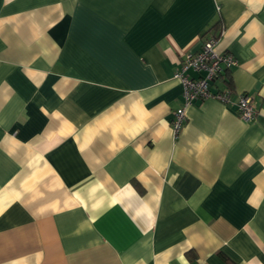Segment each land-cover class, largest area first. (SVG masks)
I'll use <instances>...</instances> for the list:
<instances>
[{
	"label": "crops",
	"instance_id": "crops-1",
	"mask_svg": "<svg viewBox=\"0 0 264 264\" xmlns=\"http://www.w3.org/2000/svg\"><path fill=\"white\" fill-rule=\"evenodd\" d=\"M0 264H264V0H0Z\"/></svg>",
	"mask_w": 264,
	"mask_h": 264
},
{
	"label": "built area",
	"instance_id": "built-area-1",
	"mask_svg": "<svg viewBox=\"0 0 264 264\" xmlns=\"http://www.w3.org/2000/svg\"><path fill=\"white\" fill-rule=\"evenodd\" d=\"M219 35H210L203 40L200 49L187 51L182 56L179 67L173 76L182 85V104L171 112L170 125L173 138L178 133L186 121V107L194 100L205 99L208 97L216 98L222 102H231L229 89L210 90V83L221 78L228 69L237 64L236 58L229 52L216 49V42ZM191 69L201 73L198 76H190L187 70ZM239 117L245 121H251L256 113L251 95L241 93L234 102Z\"/></svg>",
	"mask_w": 264,
	"mask_h": 264
}]
</instances>
